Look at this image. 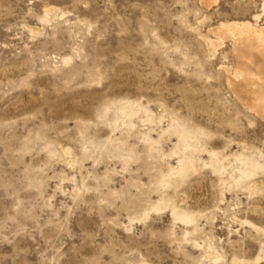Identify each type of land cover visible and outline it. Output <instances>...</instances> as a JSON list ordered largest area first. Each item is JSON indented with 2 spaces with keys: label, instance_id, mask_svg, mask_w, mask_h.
<instances>
[{
  "label": "rangeland",
  "instance_id": "374dc122",
  "mask_svg": "<svg viewBox=\"0 0 264 264\" xmlns=\"http://www.w3.org/2000/svg\"><path fill=\"white\" fill-rule=\"evenodd\" d=\"M262 1L0 0V264H264V116L206 41Z\"/></svg>",
  "mask_w": 264,
  "mask_h": 264
},
{
  "label": "bare ground",
  "instance_id": "6f19581e",
  "mask_svg": "<svg viewBox=\"0 0 264 264\" xmlns=\"http://www.w3.org/2000/svg\"><path fill=\"white\" fill-rule=\"evenodd\" d=\"M214 1L216 0H201V3H203L205 7H209ZM262 2L263 4L261 6V12L255 13L250 19L220 21L216 27L212 29L210 28V31L216 34L217 39L211 40L210 38L206 37V41L208 42V45L214 50L216 45L223 39V36H226L230 40L233 63L232 66L226 68L228 73L227 85L231 87L235 93L241 92L246 93V95L249 94L251 99L249 103L241 96L240 98L243 100L244 104L246 103L249 105V108L256 109L260 114H262V116H264V22L259 24V20L264 16V1ZM52 12H55V8L53 6L47 7L45 10V17L43 19H46V17ZM242 96H244V94ZM147 115L148 119H154L151 114H147L146 112V116ZM177 126L179 127V124ZM184 128H182V130ZM182 130H180V132ZM181 141L183 159L180 160L179 167L177 169L174 168L175 170L171 171L170 175L172 176L175 175L181 177L185 175L188 169L193 166L192 157L190 154L199 149V136L196 134H187L186 132H182ZM63 152L69 157L72 151L70 148L64 147ZM239 156L240 162L244 164L240 175L243 177L251 175L253 171L258 168L259 164L254 162L249 157L242 155ZM213 159L214 169L216 171L223 170L224 166L218 162V159ZM171 206L173 205L171 204ZM171 209H173V212L180 216V218L185 222H192L193 218L190 216V214L188 215V213L186 214L182 212L179 210L180 208L177 209L175 206ZM178 216L176 218H178ZM256 230L263 232L262 228H256ZM207 252L208 257L215 261L219 260V254L215 252L213 247L208 246ZM261 256L258 255L257 260L260 259ZM235 263L244 264L245 261L234 259V264Z\"/></svg>",
  "mask_w": 264,
  "mask_h": 264
}]
</instances>
